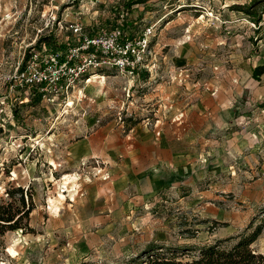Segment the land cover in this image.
Returning <instances> with one entry per match:
<instances>
[{
    "label": "rangeland",
    "instance_id": "1",
    "mask_svg": "<svg viewBox=\"0 0 264 264\" xmlns=\"http://www.w3.org/2000/svg\"><path fill=\"white\" fill-rule=\"evenodd\" d=\"M128 1L0 0V200L33 193L0 264H144L150 243L187 260L183 248L260 222L251 246L264 254V13L255 24L231 9L250 0ZM116 19L153 27L137 75L98 73L60 103L15 85L41 37Z\"/></svg>",
    "mask_w": 264,
    "mask_h": 264
},
{
    "label": "built area",
    "instance_id": "2",
    "mask_svg": "<svg viewBox=\"0 0 264 264\" xmlns=\"http://www.w3.org/2000/svg\"><path fill=\"white\" fill-rule=\"evenodd\" d=\"M65 29L69 35L55 37L51 45L42 42L32 47L19 63L23 66L17 67L13 81L26 99L40 93L42 102H64L76 86L90 83L94 74L116 71L134 76L147 66L151 25L136 34L119 19L107 26L73 21Z\"/></svg>",
    "mask_w": 264,
    "mask_h": 264
},
{
    "label": "trees",
    "instance_id": "3",
    "mask_svg": "<svg viewBox=\"0 0 264 264\" xmlns=\"http://www.w3.org/2000/svg\"><path fill=\"white\" fill-rule=\"evenodd\" d=\"M147 0H129L126 6L132 4L145 3ZM234 11L241 12L246 18L259 24L261 15L264 13V0H250L248 3L234 4L231 8ZM42 42L47 45L53 43L51 36H43L38 42V48ZM30 47L29 50L32 48ZM29 50L24 57L27 59ZM23 64L19 66L22 68ZM264 73V64L258 65L253 69V76L258 78ZM103 74V72H100ZM41 100V94L36 93L31 102H38ZM15 111V110H14ZM16 113V112H15ZM15 115V114H14ZM136 122L132 123L134 126ZM29 187L24 188L19 185L17 187L10 186L5 189V199L0 200V247L3 246V236L7 231L22 230L26 232L29 229L28 215L33 209V193L29 192ZM25 195L27 200H25ZM262 224H256L253 228L251 225L247 226L249 232L239 233L225 238H218L210 243H204L200 246H189L183 248L185 251L194 252L190 259L182 260L170 254L167 256L163 246L154 243L148 244L139 255L144 258V264H264V254L257 252L251 245L262 233ZM232 243L228 244L229 242ZM187 253V252H185ZM184 254V253H181Z\"/></svg>",
    "mask_w": 264,
    "mask_h": 264
},
{
    "label": "bare ground",
    "instance_id": "4",
    "mask_svg": "<svg viewBox=\"0 0 264 264\" xmlns=\"http://www.w3.org/2000/svg\"><path fill=\"white\" fill-rule=\"evenodd\" d=\"M94 75H96V74H94ZM103 76H104V75H103ZM19 232H20V230L17 231V233H19Z\"/></svg>",
    "mask_w": 264,
    "mask_h": 264
},
{
    "label": "crops",
    "instance_id": "5",
    "mask_svg": "<svg viewBox=\"0 0 264 264\" xmlns=\"http://www.w3.org/2000/svg\"><path fill=\"white\" fill-rule=\"evenodd\" d=\"M90 151V150H89Z\"/></svg>",
    "mask_w": 264,
    "mask_h": 264
}]
</instances>
